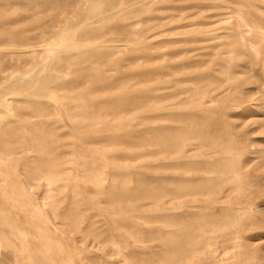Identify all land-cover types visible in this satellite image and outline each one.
Wrapping results in <instances>:
<instances>
[{"label": "rangeland", "instance_id": "rangeland-1", "mask_svg": "<svg viewBox=\"0 0 264 264\" xmlns=\"http://www.w3.org/2000/svg\"><path fill=\"white\" fill-rule=\"evenodd\" d=\"M0 264H264V0H0Z\"/></svg>", "mask_w": 264, "mask_h": 264}, {"label": "bare ground", "instance_id": "bare-ground-1", "mask_svg": "<svg viewBox=\"0 0 264 264\" xmlns=\"http://www.w3.org/2000/svg\"><path fill=\"white\" fill-rule=\"evenodd\" d=\"M220 17H222L221 20L223 21H230L231 19H233L232 13H222L221 15H219ZM232 16V17H231ZM246 25V24H245ZM221 38H218V40ZM255 39V38H254ZM262 40H259V42ZM257 45V44H256ZM259 45V44H258ZM41 91V90H40ZM233 190H230L227 194V198L232 194Z\"/></svg>", "mask_w": 264, "mask_h": 264}]
</instances>
